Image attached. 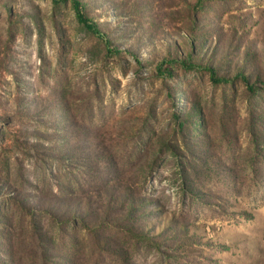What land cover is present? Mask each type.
<instances>
[{
	"label": "rangeland",
	"instance_id": "rangeland-1",
	"mask_svg": "<svg viewBox=\"0 0 264 264\" xmlns=\"http://www.w3.org/2000/svg\"><path fill=\"white\" fill-rule=\"evenodd\" d=\"M0 0V264H264V0Z\"/></svg>",
	"mask_w": 264,
	"mask_h": 264
},
{
	"label": "trees",
	"instance_id": "trees-1",
	"mask_svg": "<svg viewBox=\"0 0 264 264\" xmlns=\"http://www.w3.org/2000/svg\"><path fill=\"white\" fill-rule=\"evenodd\" d=\"M56 2H66L68 0H55ZM74 8L76 10V14H77V19L78 21L83 24L88 30H90L92 33L96 34V35H100L102 36L101 30L99 29V27L97 26L96 23H94L93 21H91L85 14L84 11L81 10V3L78 2L77 0H72Z\"/></svg>",
	"mask_w": 264,
	"mask_h": 264
}]
</instances>
